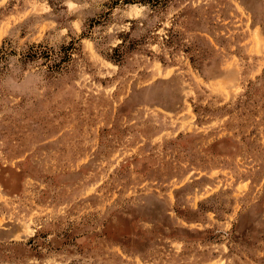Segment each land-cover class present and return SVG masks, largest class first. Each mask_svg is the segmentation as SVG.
Returning <instances> with one entry per match:
<instances>
[{
    "label": "rangeland",
    "instance_id": "374dc122",
    "mask_svg": "<svg viewBox=\"0 0 264 264\" xmlns=\"http://www.w3.org/2000/svg\"><path fill=\"white\" fill-rule=\"evenodd\" d=\"M0 264H264V0H0Z\"/></svg>",
    "mask_w": 264,
    "mask_h": 264
}]
</instances>
